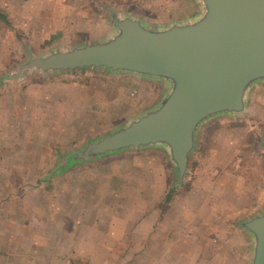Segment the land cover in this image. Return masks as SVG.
<instances>
[{
    "label": "rangeland",
    "instance_id": "obj_1",
    "mask_svg": "<svg viewBox=\"0 0 264 264\" xmlns=\"http://www.w3.org/2000/svg\"><path fill=\"white\" fill-rule=\"evenodd\" d=\"M111 9L154 29L201 13L197 0H0V264H250L242 223L264 208V87L247 117L205 129L178 184L161 149L59 167L156 106L167 82L105 69L1 82L29 51L115 33Z\"/></svg>",
    "mask_w": 264,
    "mask_h": 264
},
{
    "label": "water",
    "instance_id": "obj_2",
    "mask_svg": "<svg viewBox=\"0 0 264 264\" xmlns=\"http://www.w3.org/2000/svg\"><path fill=\"white\" fill-rule=\"evenodd\" d=\"M200 16L166 29L108 10L115 33L98 42L42 54L27 52L1 82L29 73L48 75L105 69L167 82L168 93L138 119L117 128L83 151L64 157L88 163L126 151L161 149L175 182L191 173L205 129L219 120L250 113L253 96L264 87V0H197ZM111 12V13H110ZM264 151V131L259 142ZM252 240L250 264H264V208L245 220Z\"/></svg>",
    "mask_w": 264,
    "mask_h": 264
}]
</instances>
